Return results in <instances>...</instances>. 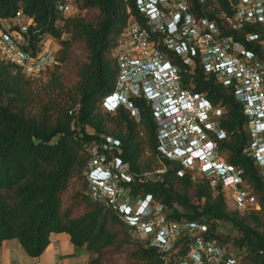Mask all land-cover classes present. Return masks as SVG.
Here are the masks:
<instances>
[{
  "label": "trees",
  "instance_id": "16d2710c",
  "mask_svg": "<svg viewBox=\"0 0 264 264\" xmlns=\"http://www.w3.org/2000/svg\"><path fill=\"white\" fill-rule=\"evenodd\" d=\"M73 1L80 10L76 15L65 14L68 0H0V19L19 12L32 18L24 33L26 49L36 51L46 34L61 42L60 64L46 72L45 82L0 57V246L15 238L37 257L53 234L66 233L75 252L95 253L87 264H109L118 255L129 264H164L156 246L133 240L118 213L88 192L86 147L111 136L120 142L115 153L134 174L131 195L152 194L168 218L205 222L208 238L245 264H264V176L244 152L248 118L234 89L198 66L183 73L185 85L193 83L194 91L225 108L220 124L228 139L220 145L229 161L244 170L261 210L231 209L212 178L194 177L180 161L162 156L158 124L145 99L135 101L137 118L125 106L113 112L101 108L115 87L119 66L113 49L127 21L128 2ZM254 48L264 57V47L255 42ZM233 229L241 234L234 240ZM186 243V237L178 241L181 249L169 264L183 257Z\"/></svg>",
  "mask_w": 264,
  "mask_h": 264
},
{
  "label": "built area",
  "instance_id": "2783aa9c",
  "mask_svg": "<svg viewBox=\"0 0 264 264\" xmlns=\"http://www.w3.org/2000/svg\"><path fill=\"white\" fill-rule=\"evenodd\" d=\"M126 1L127 21L113 49L119 71L102 108L113 112L125 106L137 118L135 101L145 99L158 124L162 156L185 168L199 166L214 186L230 192L236 209L260 210L244 170L229 161L228 150L220 145V140L228 139L220 124L225 108L194 91L193 83L185 85L183 73L198 66L234 89L248 118L250 140L244 152L264 176V57L254 48L255 42L264 47V0ZM70 7L66 4L64 11ZM32 23L23 12L0 19V57L36 78L58 65L59 58L56 45L46 36L36 51L23 46ZM119 144L106 136L86 147L90 159L85 174L94 200L112 207L141 242L156 246L164 264L180 251L178 241L183 237L186 252L174 264H245L207 237V223L170 219L152 194L131 195L134 174L129 162L115 153Z\"/></svg>",
  "mask_w": 264,
  "mask_h": 264
},
{
  "label": "crops",
  "instance_id": "0c3cea01",
  "mask_svg": "<svg viewBox=\"0 0 264 264\" xmlns=\"http://www.w3.org/2000/svg\"><path fill=\"white\" fill-rule=\"evenodd\" d=\"M84 251H76L66 233L51 236V242L40 256L32 257L18 239L5 240L0 246V264H87Z\"/></svg>",
  "mask_w": 264,
  "mask_h": 264
},
{
  "label": "rangeland",
  "instance_id": "374dc122",
  "mask_svg": "<svg viewBox=\"0 0 264 264\" xmlns=\"http://www.w3.org/2000/svg\"><path fill=\"white\" fill-rule=\"evenodd\" d=\"M68 4H70L71 5V7H70V9L68 10V11H66L65 12V14H67V15H76L80 10H79V8L76 6V4L74 3V1L73 0H68ZM26 19V18H25ZM27 21H28V18L26 19ZM66 36V34L65 33H62V36H61V38H64ZM46 39H47V41H49V42H52L54 45H56V47H57V50H58V53H59V50L61 49V42H60V39L59 38H57V37H55V36H53L52 34H46ZM113 55H114V51H113ZM60 64V63H59ZM47 79V74H44V75H42V76H40V77H36V79H35V81L36 82H38L39 83V81L41 80L42 82H45V80ZM102 108V107H101ZM103 109V108H102ZM104 110V109H103ZM229 153L227 152L225 155L227 156ZM228 157V156H227ZM188 169H191V170H193V175H194V177H198V176H200V178L202 177V176H204V174L203 173H201V171H200V168H199V166H197V165H194L193 167H191V168H188ZM164 170V169H163ZM158 171H161V170H158ZM149 175H151V173H149ZM207 176V175H206ZM207 177H210V176H207ZM210 178H212V177H210ZM249 183V182H248ZM249 185H250V183H249ZM250 188H251V190H252V192L254 193V191H253V189H252V187H251V185H250ZM223 192H224V194H225V197H226V200H227V202H228V206L231 208V209H236L235 208V204H234V201H233V199H232V195H230V192L228 191V190H226V189H221ZM261 210V209H260ZM127 226V225H126ZM228 227H229V225H227ZM128 228V227H127ZM128 232H129V230H128ZM130 235H131V237L133 238V240H137V241H139V242H141L138 238H137V236L136 235H133V234H131V233H129ZM241 234H240V232L237 230V229H233V231H232V240H234V238L235 237H238V236H240ZM233 243V242H232ZM231 246L232 245H234V244H230ZM95 255V253H93V252H90V253H88V252H86V258L88 259V260H90L93 256ZM129 261H128V259L126 258V256L125 255H118V256H114V257H112L111 259H110V261H109V264H129L128 263Z\"/></svg>",
  "mask_w": 264,
  "mask_h": 264
}]
</instances>
